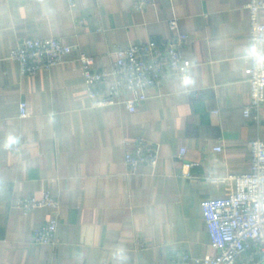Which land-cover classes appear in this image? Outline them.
<instances>
[{
	"label": "crops",
	"instance_id": "crops-1",
	"mask_svg": "<svg viewBox=\"0 0 264 264\" xmlns=\"http://www.w3.org/2000/svg\"><path fill=\"white\" fill-rule=\"evenodd\" d=\"M133 1L0 0V264H196L181 255L218 253L202 200L224 195L228 177L249 167V141L264 139V105L259 121L243 112L249 0H155L143 10ZM173 16L189 36L181 48L192 61L187 76L148 87L135 111L94 106L81 54L110 67L119 50L169 40ZM24 36L60 37L71 50L64 62L23 75L10 51ZM13 137L20 151L10 149ZM141 140L158 157L133 169L125 153ZM46 190L57 213L23 210L22 198ZM54 217V242H37ZM237 264L264 263L249 249Z\"/></svg>",
	"mask_w": 264,
	"mask_h": 264
},
{
	"label": "built area",
	"instance_id": "built-area-1",
	"mask_svg": "<svg viewBox=\"0 0 264 264\" xmlns=\"http://www.w3.org/2000/svg\"><path fill=\"white\" fill-rule=\"evenodd\" d=\"M68 1L72 7L77 4V0ZM154 4L155 0H134L132 6L135 10H143ZM247 7L250 45L246 57L250 102L243 112L246 117L259 121L264 105V0H249ZM168 25L173 32L169 40L151 39L119 50L110 67L98 68L94 57L81 54L83 79L87 95L94 106L124 105L130 111H135L138 101L147 98L145 91L148 87L163 84L175 76H187L192 61L182 53L181 48L189 36L182 31L177 16L169 18ZM70 50L71 46L60 37L24 36L10 51V57L19 62L23 75H33L64 62L65 55ZM127 89L132 90L134 95L123 97V92ZM138 90L141 92L138 93ZM19 106L20 116L27 117V101L22 100ZM9 147L13 151H20V139L11 138ZM249 147L251 158L248 169L228 177L230 187L224 195L202 200L211 243L218 253L204 256L183 253L180 257L182 261L196 264H237L242 253L254 249L264 263V139L253 138L249 141ZM215 150L221 151L222 147L215 146ZM158 151L153 144L141 140L133 150L125 153V161L131 168L137 169L142 164L155 162ZM184 152L182 149L181 153ZM20 205L25 212L46 206L57 213L60 207L51 190H46L39 198L25 196ZM57 228L58 220L54 217L35 232V240L43 244L53 243Z\"/></svg>",
	"mask_w": 264,
	"mask_h": 264
},
{
	"label": "clouds",
	"instance_id": "clouds-1",
	"mask_svg": "<svg viewBox=\"0 0 264 264\" xmlns=\"http://www.w3.org/2000/svg\"><path fill=\"white\" fill-rule=\"evenodd\" d=\"M262 59H264V57H262Z\"/></svg>",
	"mask_w": 264,
	"mask_h": 264
}]
</instances>
